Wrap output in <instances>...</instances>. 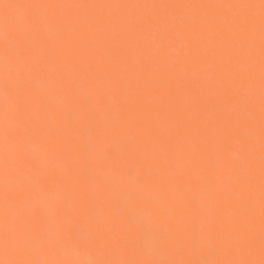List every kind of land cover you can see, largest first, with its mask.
<instances>
[{"label": "snow or ice", "instance_id": "6c2138e0", "mask_svg": "<svg viewBox=\"0 0 264 264\" xmlns=\"http://www.w3.org/2000/svg\"><path fill=\"white\" fill-rule=\"evenodd\" d=\"M105 8L248 13L101 18L57 11ZM257 8L259 259L251 162L221 154L233 138L243 136L249 153L257 142ZM0 95V264H264V0H0ZM224 165L239 170L235 187H217ZM197 182L204 191L189 195ZM39 216L43 223L31 231Z\"/></svg>", "mask_w": 264, "mask_h": 264}, {"label": "bare ground", "instance_id": "6f19581e", "mask_svg": "<svg viewBox=\"0 0 264 264\" xmlns=\"http://www.w3.org/2000/svg\"><path fill=\"white\" fill-rule=\"evenodd\" d=\"M9 2H24V0H9ZM31 2L36 3H55V4H127V5H148V4H259L260 0H31ZM58 14H66L71 17H101V18H120V17H145V16H183V17H225L230 18L233 15H244L248 13V10L239 9H66L57 10ZM257 18L256 31L254 37V72H255V82H254V97H255V123L257 128V142L254 146V150L249 153L247 151V143L244 137L241 136L238 139L233 138L229 141L222 150V157L226 161H234L240 158H247L252 165L253 173V184L255 186V193L252 200V214L254 216V237L256 240L255 258L259 259V234H260V195H259V185H260V147L258 138V126H259V70H260V32H259V9L252 10ZM19 14V11H18ZM123 27V26H121ZM244 87H247L245 82ZM243 91V89H242ZM197 97V101H198ZM3 97L0 95V105H2ZM56 105L52 106V111L56 110ZM211 102H208V108H211ZM176 115V113H172ZM184 117L187 121L191 122L193 120V114L190 111L184 112ZM214 118V113H213ZM132 139V137H129ZM175 138V137H174ZM239 170L227 165L222 166L216 173L215 178L218 188H229L235 187L233 181L239 176ZM205 189L203 182L191 183L188 185V194L199 195ZM237 190H239L237 188ZM172 205V201L167 202ZM99 206V205H98ZM3 210V200H2V186H0V214ZM44 217L39 216L35 223L31 226V231H36L43 223ZM83 221H78V226L82 224ZM132 239L130 238L129 245H131ZM74 243H79L74 241ZM129 256H134V252L129 247ZM144 258V257H136Z\"/></svg>", "mask_w": 264, "mask_h": 264}]
</instances>
